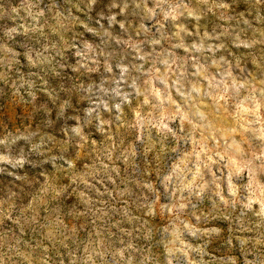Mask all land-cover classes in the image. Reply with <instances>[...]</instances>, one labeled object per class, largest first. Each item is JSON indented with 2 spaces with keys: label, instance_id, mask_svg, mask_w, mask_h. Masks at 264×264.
<instances>
[{
  "label": "rangeland",
  "instance_id": "rangeland-1",
  "mask_svg": "<svg viewBox=\"0 0 264 264\" xmlns=\"http://www.w3.org/2000/svg\"><path fill=\"white\" fill-rule=\"evenodd\" d=\"M0 264H264V0H0Z\"/></svg>",
  "mask_w": 264,
  "mask_h": 264
}]
</instances>
